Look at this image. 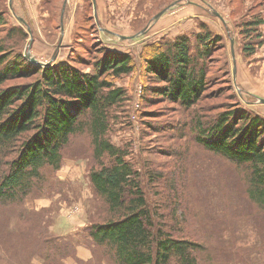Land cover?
Returning a JSON list of instances; mask_svg holds the SVG:
<instances>
[{
    "label": "trees",
    "instance_id": "16d2710c",
    "mask_svg": "<svg viewBox=\"0 0 264 264\" xmlns=\"http://www.w3.org/2000/svg\"><path fill=\"white\" fill-rule=\"evenodd\" d=\"M263 24L258 13L233 27L235 54L243 62L264 47ZM7 25L0 12V28ZM15 36L27 38L21 26L11 27L6 38ZM224 42L201 22L198 31L144 45L138 59L101 43L93 59L64 58L48 67L0 42V264H29L36 247L46 264L78 261L74 242L50 230V210L25 206L53 192L66 195V182H58L56 172L67 158L82 156L94 198L84 238L100 250L96 264H223L224 225L217 227L218 216L206 210L211 227L195 211L201 198L192 173L203 158L220 163L222 183L230 181L238 199L250 202L249 215L262 230L264 114L233 90ZM131 73L143 82L136 156L132 142L120 146L112 140L115 124L131 127L135 120V112L124 110L127 91L116 85ZM18 78L31 81L5 86ZM160 103L167 106L155 110ZM162 156L167 160L157 165ZM10 217L29 223V233L19 224L10 232Z\"/></svg>",
    "mask_w": 264,
    "mask_h": 264
},
{
    "label": "rangeland",
    "instance_id": "374dc122",
    "mask_svg": "<svg viewBox=\"0 0 264 264\" xmlns=\"http://www.w3.org/2000/svg\"><path fill=\"white\" fill-rule=\"evenodd\" d=\"M9 2L10 0H0V12L5 13V20L8 23L6 27L0 28V42L4 46L7 45V48L24 54L30 63L38 67L52 66L64 58L68 61L79 60L81 56L93 59L98 56L95 52L102 46L101 43L105 47H110L109 50L121 47L132 52L137 58L136 54L144 45L156 41H171L180 34L198 31L199 23L204 22L208 28L222 34L224 43L227 44L232 61V75L228 79H231L233 90L237 91L242 102L254 106L258 112L264 114V103L260 101L264 99V47L258 50L250 62H243L236 54L233 60L231 47V40H234L235 44L236 39L233 27L245 19L250 20L258 13L264 19V0H95V6L93 0H12L11 6ZM171 4L174 5L154 22V17ZM18 17H22L27 24L21 23ZM16 26H21L25 30L27 34L25 41L17 36L6 38L10 28ZM28 27L32 35L31 46ZM106 30L109 33L105 32ZM261 30L264 34V24ZM230 31H233L232 35ZM141 32L145 33L137 36ZM121 36L131 39H122ZM27 52H30L31 58L42 64L33 62L27 57ZM254 59L256 60L253 62ZM79 66L83 68V65ZM30 81L24 78L12 79L8 80L5 86ZM116 85L127 91L129 98L124 104V110L131 111V116L135 112L134 119L141 103L143 91L141 78L131 73L117 80ZM226 99L228 100V97ZM218 101L224 102V99H217L216 102ZM166 106L165 103H160L155 106V110ZM125 125V123L114 125L112 140L120 146L132 142L135 148L133 155L136 156L142 144L139 118L132 120L131 127ZM87 160L85 156L78 161L67 158L61 169L56 172V180L66 182L68 189L66 195L53 192L49 197L29 199L25 206L27 211L49 209L45 215L52 220L50 230L61 239L74 242L78 261L66 257L63 258L62 264H96L94 258L96 252L100 251L99 249L95 251L84 238L94 200L87 176ZM165 160L167 157L162 156L155 162L160 165ZM219 165V162H212L206 158L195 162L192 174L196 179V195L201 198L200 205L195 207L197 218L207 220L212 227L211 219L204 214L207 210L211 215L218 216L217 227L224 225L225 230L220 241L228 253L223 259V264H264V243L261 242L264 227L262 230L259 229V223L255 222L253 215H249L250 202L246 200L241 202L238 199V193L232 183L230 181L222 183L218 175ZM146 181L143 182L144 185ZM44 221L42 220L43 225ZM15 224L22 225L28 230L27 234L29 233L30 224L22 223L13 217H10V232ZM31 238L36 239L34 235H31ZM213 239L215 241L219 239L215 232ZM0 254L4 255L2 252ZM29 257L31 259L29 264H46L45 259L40 257L38 247L29 253Z\"/></svg>",
    "mask_w": 264,
    "mask_h": 264
},
{
    "label": "water",
    "instance_id": "95a60500",
    "mask_svg": "<svg viewBox=\"0 0 264 264\" xmlns=\"http://www.w3.org/2000/svg\"><path fill=\"white\" fill-rule=\"evenodd\" d=\"M93 2H94V6H95V0H93ZM11 4H12V0H10V2H9V5H10V6H11ZM173 5H174V4H171V5L167 6L166 8H164L161 12H159V13L154 17V22L157 21V20H159V18H160L165 12H167V11H168ZM95 12H96V8H95ZM216 15H217V14H216ZM18 19L20 20L21 23H23V24H25V25L27 24V23L25 22V20H24L22 17H18ZM28 30H29V33H30V35H31V29H30V27H28ZM144 33H145V32H141V33L138 34L137 36H139V35H141V34H144ZM120 38H122V39H131V37H124V36H121ZM31 44H32V35H31V40H30V44H29V46H31ZM234 46H235V44H234V40H231L232 58H233V60H235ZM27 57L30 58L33 62H35V63L38 64V65H41V64H42L41 62H39V61H37V60L31 58V54H30V52H27ZM47 65H48V64H47ZM235 74H236V67H235V62H234V68H233V78H234V79H235ZM260 101H261L262 103H264V99H260Z\"/></svg>",
    "mask_w": 264,
    "mask_h": 264
}]
</instances>
